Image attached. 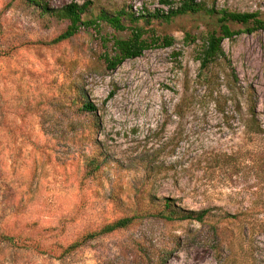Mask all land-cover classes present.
<instances>
[{"label":"rangeland","instance_id":"374dc122","mask_svg":"<svg viewBox=\"0 0 264 264\" xmlns=\"http://www.w3.org/2000/svg\"><path fill=\"white\" fill-rule=\"evenodd\" d=\"M135 1L41 2L91 3L82 16L91 20ZM205 2L264 18V0ZM68 25L29 0H0V264H264V30L225 40L231 64L204 72L208 84L197 56L212 17L146 26L175 44L114 71L104 53L127 34L101 23L51 44ZM252 94L259 128L249 124ZM83 97L95 116L82 112ZM164 198L212 214L168 222L153 216L162 208L152 199ZM138 214L127 229L86 239ZM224 214L241 216L219 222Z\"/></svg>","mask_w":264,"mask_h":264},{"label":"trees","instance_id":"16d2710c","mask_svg":"<svg viewBox=\"0 0 264 264\" xmlns=\"http://www.w3.org/2000/svg\"><path fill=\"white\" fill-rule=\"evenodd\" d=\"M35 6L41 9L43 14H48L57 17L62 21L69 23L66 30L60 34L51 44L55 45L63 41H67L79 34L83 28H97L100 29L101 23L106 24L116 33H126V37L112 36V51H106L103 59L107 69L114 71L118 69L127 60H134L141 57L146 51L170 48L175 44V38L168 35L157 34L154 30H148L146 26H151L154 22L170 23L177 17L181 16H195L203 14L215 19V26L204 36L200 52L197 60L200 63V71L202 76L204 72L210 71L211 67L223 60L230 66L231 61L226 55L222 45L225 40H232L234 37L246 33L253 34L264 30V18L260 12H233L224 9L209 8L205 0H176L177 6L172 0H161V4L168 5L170 8L168 12L162 10H155L154 12H146L140 16L135 15L131 10H121L117 13L110 14L103 11L100 15L91 20H83L82 16L87 12L91 3L80 5L78 3L68 4L60 9H52L48 5L43 4L42 0H29ZM144 23V25H141ZM234 25L244 27L243 30L236 31L233 29ZM100 31V30H99ZM186 39L196 41L197 38L191 34L186 35ZM208 84L206 74L204 75ZM233 78L238 81L237 76L233 73ZM210 86V85H208ZM216 89L211 90L212 95ZM217 110L226 116V105L224 108L220 107L217 99ZM82 112L89 113L95 116L97 108L83 97ZM250 115V125L258 127L257 117V101L252 94L250 98V105L248 107ZM90 166L94 167V171L99 169V163L95 159L90 160ZM156 204L161 206L162 210L158 211L154 217L164 219L168 222H184L193 221L204 223L211 210L205 209L201 211H189L177 204V201L171 198H164L161 201L152 199ZM155 204V205H156ZM244 214V213H242ZM241 215L224 214L219 215L218 218L222 222L227 220L235 221ZM137 218L141 219L142 215L138 214L133 217L120 218L112 223L105 225L99 232L88 235L86 239H93L97 236L108 235L119 230L127 229L133 224ZM82 243H73L67 249L68 252L76 250Z\"/></svg>","mask_w":264,"mask_h":264},{"label":"built area","instance_id":"2783aa9c","mask_svg":"<svg viewBox=\"0 0 264 264\" xmlns=\"http://www.w3.org/2000/svg\"><path fill=\"white\" fill-rule=\"evenodd\" d=\"M151 2V1H150ZM162 10L163 12H168V8H166L164 5L162 7H159L158 5H153V7H148L147 2L144 0H136L134 4L130 6V10L137 16H140L142 14H146V12H154L155 10Z\"/></svg>","mask_w":264,"mask_h":264}]
</instances>
